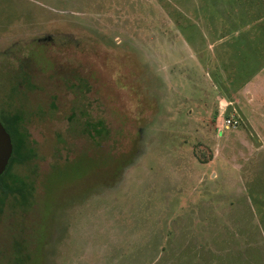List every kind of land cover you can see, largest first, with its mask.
Instances as JSON below:
<instances>
[{"label":"rangeland","instance_id":"374dc122","mask_svg":"<svg viewBox=\"0 0 264 264\" xmlns=\"http://www.w3.org/2000/svg\"><path fill=\"white\" fill-rule=\"evenodd\" d=\"M0 113V264H264V0H0Z\"/></svg>","mask_w":264,"mask_h":264},{"label":"trees","instance_id":"16d2710c","mask_svg":"<svg viewBox=\"0 0 264 264\" xmlns=\"http://www.w3.org/2000/svg\"><path fill=\"white\" fill-rule=\"evenodd\" d=\"M0 120L10 133L13 141V155L9 165L0 178V212H2L5 200L9 197L20 199L24 205L28 202L32 194L31 184L23 177L13 172V168L17 164H26L35 157V150L31 146L30 136L23 126V117L20 113L2 114ZM93 127L95 136H102L108 133L103 121L95 124L88 122V127ZM91 132V131H90ZM18 264H24L22 258H18Z\"/></svg>","mask_w":264,"mask_h":264},{"label":"water","instance_id":"95a60500","mask_svg":"<svg viewBox=\"0 0 264 264\" xmlns=\"http://www.w3.org/2000/svg\"><path fill=\"white\" fill-rule=\"evenodd\" d=\"M13 149L12 137L0 120V178L9 165Z\"/></svg>","mask_w":264,"mask_h":264},{"label":"built area","instance_id":"2783aa9c","mask_svg":"<svg viewBox=\"0 0 264 264\" xmlns=\"http://www.w3.org/2000/svg\"><path fill=\"white\" fill-rule=\"evenodd\" d=\"M226 122H227V127H229L230 124L233 123V120L231 118H228V119H226Z\"/></svg>","mask_w":264,"mask_h":264}]
</instances>
